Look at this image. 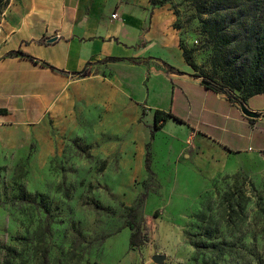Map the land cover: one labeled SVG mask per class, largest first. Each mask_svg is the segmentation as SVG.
I'll list each match as a JSON object with an SVG mask.
<instances>
[{
	"label": "crops",
	"instance_id": "1",
	"mask_svg": "<svg viewBox=\"0 0 264 264\" xmlns=\"http://www.w3.org/2000/svg\"><path fill=\"white\" fill-rule=\"evenodd\" d=\"M176 20L152 0H9L0 16V164L34 145L44 165L78 102L99 99L132 141L121 164L146 172L149 152L152 170L165 173L161 187L263 167L264 94L239 103L195 77ZM157 111L172 117L152 136Z\"/></svg>",
	"mask_w": 264,
	"mask_h": 264
},
{
	"label": "rangeland",
	"instance_id": "2",
	"mask_svg": "<svg viewBox=\"0 0 264 264\" xmlns=\"http://www.w3.org/2000/svg\"><path fill=\"white\" fill-rule=\"evenodd\" d=\"M162 1L182 45L212 72L218 49L204 28L213 0ZM116 110L99 99L78 102L75 123L55 138L44 165L34 145L3 158L0 264H264V166L203 185L181 179L161 187L158 172L143 215L148 240L130 246L126 209L145 192L148 174L121 164L133 149Z\"/></svg>",
	"mask_w": 264,
	"mask_h": 264
},
{
	"label": "trees",
	"instance_id": "3",
	"mask_svg": "<svg viewBox=\"0 0 264 264\" xmlns=\"http://www.w3.org/2000/svg\"><path fill=\"white\" fill-rule=\"evenodd\" d=\"M152 2L156 5L163 1ZM212 5L214 17L206 23L204 30L207 42L212 44L214 49H218L216 58L219 61H214L212 72H203L195 61L194 49H189L181 43L184 57L196 71L195 77H202L210 88L224 92L230 100L246 103L250 98L264 94V0H213ZM2 12L0 9V15ZM9 55L40 62L24 51H12ZM41 63L55 69L48 63ZM81 75L86 76L87 71ZM169 117L172 115L156 112L152 136ZM146 172L148 179L145 182V192L126 209V227L131 231L132 248L141 247L148 240V235L142 228L143 215L151 188L149 184L156 182L149 152L146 157Z\"/></svg>",
	"mask_w": 264,
	"mask_h": 264
},
{
	"label": "built area",
	"instance_id": "4",
	"mask_svg": "<svg viewBox=\"0 0 264 264\" xmlns=\"http://www.w3.org/2000/svg\"><path fill=\"white\" fill-rule=\"evenodd\" d=\"M112 16H113V18H116L117 17V13H114Z\"/></svg>",
	"mask_w": 264,
	"mask_h": 264
},
{
	"label": "water",
	"instance_id": "5",
	"mask_svg": "<svg viewBox=\"0 0 264 264\" xmlns=\"http://www.w3.org/2000/svg\"><path fill=\"white\" fill-rule=\"evenodd\" d=\"M52 41H53V40H52ZM204 83L208 85V82L205 81Z\"/></svg>",
	"mask_w": 264,
	"mask_h": 264
}]
</instances>
